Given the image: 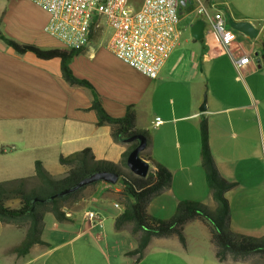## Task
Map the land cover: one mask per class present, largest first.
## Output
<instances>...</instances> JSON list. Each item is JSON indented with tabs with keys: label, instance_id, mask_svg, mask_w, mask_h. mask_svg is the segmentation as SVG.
Returning <instances> with one entry per match:
<instances>
[{
	"label": "crops",
	"instance_id": "0c3cea01",
	"mask_svg": "<svg viewBox=\"0 0 264 264\" xmlns=\"http://www.w3.org/2000/svg\"><path fill=\"white\" fill-rule=\"evenodd\" d=\"M202 1L234 31L230 45L225 46L196 13V2L192 6L193 0H179L178 23L193 13L192 24L204 20L203 36L197 40L191 34L190 44L177 23L180 35L157 78L128 66L106 47L107 40L95 37L69 66L76 77L93 86L110 116L122 117L127 106H133L135 127L149 133V166L159 163L171 172L170 186L147 205L150 215L167 219L185 199L214 206L200 163L199 121L205 118L216 166L224 178L237 183L225 193L229 229L260 237L264 235V66L259 53L264 0ZM47 19L46 10L30 0H0V181L32 176L36 160L53 178H60L67 168L59 163V156L85 148L96 160L117 163L129 145L115 142L108 124L97 125L90 108L92 90L66 82L58 57L17 53L5 42L8 38L43 49L64 48L43 30ZM238 21L250 22L256 34L232 28ZM242 56H248L249 62L237 69L232 58ZM156 117L162 120L158 125L153 124ZM119 189V184L103 181L88 186L79 199L63 207L69 216L57 220L55 242L44 237L43 226L44 244H34L23 256L10 249L22 240L24 229L0 223V264H253L218 261L208 226L200 220L185 224L186 248L176 236L154 237L144 257L135 262L126 252L136 247V237L129 226L114 227L122 210ZM110 199L115 200L117 213H107L105 202ZM87 210L107 213L101 214L102 227L84 219ZM13 229L21 231L19 241L9 240Z\"/></svg>",
	"mask_w": 264,
	"mask_h": 264
},
{
	"label": "trees",
	"instance_id": "16d2710c",
	"mask_svg": "<svg viewBox=\"0 0 264 264\" xmlns=\"http://www.w3.org/2000/svg\"><path fill=\"white\" fill-rule=\"evenodd\" d=\"M4 40L17 53L30 51L43 59L58 57L61 61L62 76L66 82L92 90L93 98L90 108L96 113L97 125L108 124L115 142L127 140L129 142L117 163L96 160L91 150L85 148L66 156H59V163L67 168L60 178H53L45 170L41 161L36 160L32 176L0 181V223L12 224L24 229L22 240L13 246L10 252L16 256H23L34 244H44L41 240V232L45 213H51L58 221L66 220L67 216L63 207L75 202L88 186L99 181L63 197L49 200L46 198L72 186L93 171L108 170L119 174L115 184L120 185V196L117 199L122 204V210L114 218V227L121 230L129 226L131 234L136 237V247L126 252L127 255L135 258V262L144 257L146 248L154 237L176 236L182 247L186 248L184 226L192 220H200L208 226L214 256L218 261H249L253 264H264V235L253 237L229 229V205L225 193L237 183L224 178L216 166L209 146L205 118L199 121L200 163L214 206L210 207L198 201L185 199L177 203L169 218L152 216L147 212V205L155 195L170 186L171 172L159 163L150 165L144 176L135 175L128 169L127 156L140 142L137 138L129 141L134 136L145 138V148L139 152V157L150 161L146 152L150 143L149 133L135 127L133 106H127L122 117H112L104 110L93 86L87 80L76 77L69 66L71 59L80 49L65 47L43 49L30 44H19L8 38ZM259 61L264 66V36L261 40ZM34 198L44 200L33 202ZM10 200H16L18 205L16 207L7 205V201Z\"/></svg>",
	"mask_w": 264,
	"mask_h": 264
},
{
	"label": "built area",
	"instance_id": "2783aa9c",
	"mask_svg": "<svg viewBox=\"0 0 264 264\" xmlns=\"http://www.w3.org/2000/svg\"><path fill=\"white\" fill-rule=\"evenodd\" d=\"M48 13L43 30L60 40L65 48L83 49L89 40L110 29L106 47L122 62L142 75L155 79L177 42L180 30L179 0H30ZM195 11L213 28L220 41L235 40L219 13L211 14L202 0H195ZM233 59L238 69L248 56ZM162 120L156 117L153 124ZM67 216L68 213L65 212ZM84 219L91 226H103L102 215L87 210Z\"/></svg>",
	"mask_w": 264,
	"mask_h": 264
},
{
	"label": "water",
	"instance_id": "95a60500",
	"mask_svg": "<svg viewBox=\"0 0 264 264\" xmlns=\"http://www.w3.org/2000/svg\"><path fill=\"white\" fill-rule=\"evenodd\" d=\"M205 23L203 19H197L191 26V34L193 38L195 39H201L203 36V29H204ZM232 28L234 29H240L245 32H247L250 36L255 35L257 32V29L248 21H238L231 24ZM203 109V108H201ZM139 139V144L133 148L126 159V164L128 169L135 175L138 176H144L146 175L149 163L148 161L142 159L139 157V152L142 151L145 148V138L143 136H134L129 139V141H132L133 139ZM128 141V140H127ZM119 179V174L113 171L108 170H97L89 173L85 177H83L81 180L73 184L72 186L55 193L51 195L49 198H46L47 200L57 198V197H63L64 195L73 193L77 191L78 189L93 183L97 181H103L107 182L109 184H115ZM44 199L41 198H34L33 202L35 201H43Z\"/></svg>",
	"mask_w": 264,
	"mask_h": 264
},
{
	"label": "rangeland",
	"instance_id": "374dc122",
	"mask_svg": "<svg viewBox=\"0 0 264 264\" xmlns=\"http://www.w3.org/2000/svg\"><path fill=\"white\" fill-rule=\"evenodd\" d=\"M194 4H195V1L193 0L191 5L195 6ZM183 12H185V11H183ZM183 17H185V18L181 19L178 23L179 27L182 29L183 35H186L190 38L189 43L193 44V40L191 39L192 36H191L190 28H191V24H192L191 21H193V19H195V16L193 13H190L189 15H186ZM109 34H110V29L105 28L104 32L102 34L96 36L95 38H99L103 41H106L109 37ZM259 37L261 38V32L259 33ZM193 46H196L198 48V43L197 44L194 43ZM57 177H60V176H57ZM113 201H115V200L110 199V200H106V202H105V208L107 209L108 214H114V213H117L119 211V209H116L113 207ZM7 205H10L11 207H16L18 205V203L16 200H10V201H7ZM91 208H93V207H91ZM95 210H97V209H95ZM107 213H101V214L107 215ZM43 222H44V232H43L44 237L50 239V241H52V243H54L55 242V235H56L57 228H58L57 226L59 225V222L52 216L51 213H45L44 218H43ZM11 232H12V234L10 235L11 237L10 236L8 237L9 240L14 239L15 241H19L18 239H20V237H21V235H20L21 231H15L13 229ZM2 237H3V232L0 229V241H1ZM0 257H1V253H0ZM0 263H2L1 260H0Z\"/></svg>",
	"mask_w": 264,
	"mask_h": 264
}]
</instances>
